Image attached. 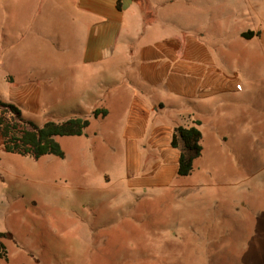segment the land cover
<instances>
[{"label": "rangeland", "instance_id": "rangeland-1", "mask_svg": "<svg viewBox=\"0 0 264 264\" xmlns=\"http://www.w3.org/2000/svg\"><path fill=\"white\" fill-rule=\"evenodd\" d=\"M141 1L151 38L179 30L202 35L211 53L224 50L226 70L241 82L246 101L264 104L260 41L239 37L264 29V0ZM7 45L0 35V101L12 104L5 75L29 69L45 79V64ZM52 79L37 86H51ZM58 85L57 97L43 98L36 115L16 107L38 125L78 116L90 126L85 136L55 139L63 159L2 154L0 233L11 236L4 241L6 264H264V125L261 145H251L259 134L249 135L240 155L233 139L219 138L208 114L191 175L148 193L128 188L120 148L106 145L103 121L86 113L98 100L79 95L76 84Z\"/></svg>", "mask_w": 264, "mask_h": 264}, {"label": "crops", "instance_id": "crops-1", "mask_svg": "<svg viewBox=\"0 0 264 264\" xmlns=\"http://www.w3.org/2000/svg\"><path fill=\"white\" fill-rule=\"evenodd\" d=\"M146 16L141 0H0L1 41L45 64V79L29 69L5 75L12 104L33 115L43 98L57 97L59 82L63 90L76 84L79 95L99 102L88 115L107 112L94 120L106 126L101 131L106 145L120 148L128 188L152 193L177 177L179 151L170 147L175 128L199 122L200 131L213 114L219 138L233 139L242 155L240 147L249 135L259 134L251 145H261L264 104L246 101L250 98L241 82L226 70L223 49L215 55L202 35L185 30L151 38L154 28L146 27ZM263 30L258 27L251 39H259L264 55ZM16 59L17 54L15 64ZM50 77L56 78L53 85L37 86L36 80ZM2 154L0 150V158Z\"/></svg>", "mask_w": 264, "mask_h": 264}, {"label": "trees", "instance_id": "trees-1", "mask_svg": "<svg viewBox=\"0 0 264 264\" xmlns=\"http://www.w3.org/2000/svg\"><path fill=\"white\" fill-rule=\"evenodd\" d=\"M117 8L118 4H117ZM252 32L241 34V38L249 40ZM105 110H95L91 113L93 119L105 117ZM89 126V121L83 117L72 116L61 122L46 121L42 125L26 119L21 111L12 104L0 102V150L4 154L28 158L33 162L50 156L64 158L56 138L82 137ZM199 122L192 127H177L170 139L171 149L179 151L176 176L189 177L193 171V163L201 156V132ZM11 240L9 234L0 233V262L6 264L7 250L4 241Z\"/></svg>", "mask_w": 264, "mask_h": 264}]
</instances>
